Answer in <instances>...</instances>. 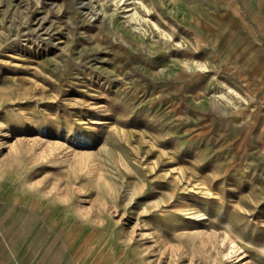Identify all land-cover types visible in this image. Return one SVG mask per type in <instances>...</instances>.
Wrapping results in <instances>:
<instances>
[{
	"label": "rangeland",
	"instance_id": "374dc122",
	"mask_svg": "<svg viewBox=\"0 0 264 264\" xmlns=\"http://www.w3.org/2000/svg\"><path fill=\"white\" fill-rule=\"evenodd\" d=\"M0 264H264V0H0Z\"/></svg>",
	"mask_w": 264,
	"mask_h": 264
},
{
	"label": "bare ground",
	"instance_id": "6f19581e",
	"mask_svg": "<svg viewBox=\"0 0 264 264\" xmlns=\"http://www.w3.org/2000/svg\"><path fill=\"white\" fill-rule=\"evenodd\" d=\"M44 240V239H43Z\"/></svg>",
	"mask_w": 264,
	"mask_h": 264
}]
</instances>
